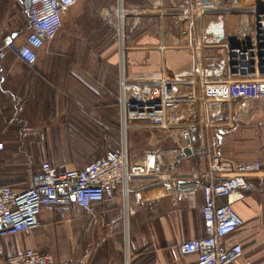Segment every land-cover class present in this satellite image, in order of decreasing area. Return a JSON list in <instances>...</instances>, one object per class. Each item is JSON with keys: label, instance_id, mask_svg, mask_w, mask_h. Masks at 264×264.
<instances>
[{"label": "crops", "instance_id": "0c3cea01", "mask_svg": "<svg viewBox=\"0 0 264 264\" xmlns=\"http://www.w3.org/2000/svg\"><path fill=\"white\" fill-rule=\"evenodd\" d=\"M125 1L134 11L138 4L152 6L153 15L144 21H157L160 13L173 11L179 2ZM197 1L206 12L203 24L212 37L210 29L220 25L225 29L238 0ZM7 3V9L0 5V49L4 43H24L29 33L23 0ZM117 3L80 0L69 8L63 15L64 33L62 28L38 51L34 67L11 51L0 60V142L5 145L0 151V186L25 187L43 162L60 170L83 168L92 156H103L121 145L117 48L100 54L73 51L76 28L85 27L98 18L101 9L114 8ZM261 5L264 8V0ZM94 33L88 31L82 37L92 41ZM126 62L132 73L162 70L174 79L196 73L191 50L175 36L163 42L146 34L128 40ZM223 112L220 128L211 135V155L204 159L194 153L177 170L193 173L213 159L231 167L263 164L250 176L253 191L234 204L244 225L230 241L244 250L237 264H264V99L227 104ZM141 128L134 124L129 132L140 133ZM154 132L149 136L153 144L165 136L163 131ZM166 144L176 145L170 139L162 142L163 147ZM194 186V177L181 183V189ZM196 200L197 207L191 209L180 193H166L153 185L134 189L128 208L119 196L98 205L95 213L79 207H45L41 228L8 236L1 247L6 256L28 249L51 253L59 264H197L195 256H185L179 249L183 240L205 234L201 191ZM0 264H5L1 258Z\"/></svg>", "mask_w": 264, "mask_h": 264}, {"label": "built area", "instance_id": "2783aa9c", "mask_svg": "<svg viewBox=\"0 0 264 264\" xmlns=\"http://www.w3.org/2000/svg\"><path fill=\"white\" fill-rule=\"evenodd\" d=\"M79 1L23 0L29 33L22 44L4 43L0 60L11 51L25 65L34 67L38 51L61 31L64 13ZM262 1H236L234 15L224 29L226 37L220 43L215 42L216 36L208 35L203 24L206 12L197 0H179L173 11L160 13L156 22L162 42L175 36L195 58V75L182 79L170 78L162 70L132 73L128 69L129 34L153 15L149 3L136 5L134 11L125 0H118L114 8L100 10L103 28L114 31L118 42L124 138L118 148L83 168L60 170L50 162H43L37 172L31 173L28 187L0 186V258L5 264H59L51 253L28 249L6 256L1 247L8 236L41 228L43 208L79 207L95 213L98 205L117 196L128 208L134 189L153 185L166 193H180L191 209L197 207V192L202 193L205 234L183 240L179 244L183 255L195 256L197 264L239 262L244 255L243 247L230 238L243 227L244 221L234 204L253 191L250 176L263 164L254 168L231 167L213 159L206 168L193 173L177 170V166L187 158H179L189 146L187 141L193 154L204 159L211 155V135L220 128L227 104L264 99ZM169 24L175 26L176 34L168 30ZM242 28L248 31L246 39L240 36ZM134 124L153 132L163 131L165 136L134 156L127 139ZM167 139L174 140L176 145L163 147L162 142ZM4 147L0 142V151ZM187 177H194L195 186L181 189Z\"/></svg>", "mask_w": 264, "mask_h": 264}, {"label": "rangeland", "instance_id": "374dc122", "mask_svg": "<svg viewBox=\"0 0 264 264\" xmlns=\"http://www.w3.org/2000/svg\"><path fill=\"white\" fill-rule=\"evenodd\" d=\"M8 1L9 0H3L0 4L1 7L4 9L9 8L8 7L9 3H7ZM97 16L98 18H95L94 20L91 19L90 21H88V23H85L87 27L85 26L82 28L79 26L76 28L78 34H77L76 42L73 43V51L75 52L79 51L83 53H88L92 51L100 54L103 52L106 53L107 51H110V49L116 47L117 52L119 53L118 42L115 32L103 28L99 15L97 14ZM66 24L64 23V27L63 30L61 31V34L64 33L66 29ZM167 28L168 30L173 31V33L176 34L175 26L169 24ZM88 31L90 32V34L95 32L94 39L92 41H85V39H83L84 34H86ZM157 33H158L157 22L155 20L153 21L146 20L134 32H131L129 34V42L132 39L138 38L144 34L148 35V37H151L153 40H155L157 39V37H159V34ZM81 38L83 41H81ZM138 131L140 130H135L132 134L129 132L127 137L130 145L131 153L134 156L141 155L143 151L153 146V143L150 142L149 138L151 137V134L155 132L148 131L147 129H142L140 133ZM159 134L162 135V133ZM121 135H122L121 139L123 140L124 136H123L122 128H121ZM165 147L172 148L171 144L168 145L166 144ZM100 157H102V155L92 156L89 162L96 160ZM28 186L29 184L28 182H26V186L24 188Z\"/></svg>", "mask_w": 264, "mask_h": 264}, {"label": "water", "instance_id": "95a60500", "mask_svg": "<svg viewBox=\"0 0 264 264\" xmlns=\"http://www.w3.org/2000/svg\"><path fill=\"white\" fill-rule=\"evenodd\" d=\"M209 33L214 34L216 36V40H215L216 43L222 42L224 40V38L226 37V34L224 32V29H223V25L217 26L214 29H210ZM247 35H248L247 29L242 28L240 36L243 39H246ZM9 42H10V40H9ZM187 143L189 146L183 149L182 155L179 156V158H181L182 156L190 157L193 154L192 147L190 146V141H187Z\"/></svg>", "mask_w": 264, "mask_h": 264}]
</instances>
